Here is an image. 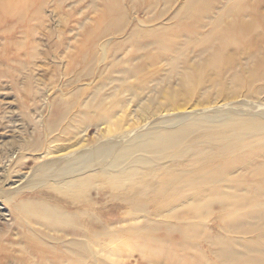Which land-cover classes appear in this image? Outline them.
Instances as JSON below:
<instances>
[{
  "label": "bare ground",
  "instance_id": "1",
  "mask_svg": "<svg viewBox=\"0 0 264 264\" xmlns=\"http://www.w3.org/2000/svg\"><path fill=\"white\" fill-rule=\"evenodd\" d=\"M99 1L100 22L122 31L121 1L92 0L91 6ZM46 2L9 0L5 13L25 22L31 5ZM175 24L165 37L132 33L144 63L123 75L142 74L150 60L206 97L160 117L147 109L154 117L140 128L63 152L0 188V217L8 209L14 226L24 230L16 245L28 259L89 264L90 256H120L127 243L139 241L149 264H264V0H186ZM97 36L95 49L105 33ZM212 89L219 97H208ZM70 112L68 106L61 117ZM88 122L87 113L77 121ZM29 191L41 197L23 200ZM95 194L124 202L101 205ZM41 227L60 234L55 243L46 244Z\"/></svg>",
  "mask_w": 264,
  "mask_h": 264
},
{
  "label": "rangeland",
  "instance_id": "2",
  "mask_svg": "<svg viewBox=\"0 0 264 264\" xmlns=\"http://www.w3.org/2000/svg\"><path fill=\"white\" fill-rule=\"evenodd\" d=\"M8 1L0 0V188L12 187L16 180L63 152L90 147L140 128L145 124L143 120L154 117L146 113L147 109L160 117L169 114L171 108H189L198 104V97H206L197 86L182 87L167 67L153 65L150 60L143 65L142 74L123 75V71L144 63L141 53H135L132 33L155 32L161 37L172 34L167 29H176L177 13L186 0H120L124 24L120 32L100 22L102 1L92 7V0H66L62 6L56 0H47L43 6L29 7L25 22L5 13ZM97 32L95 40L103 33L105 36L98 39L95 49L91 40ZM150 52L159 55L156 48ZM147 73L149 79L144 77ZM207 81L205 86L212 88L211 80ZM190 88L197 90L194 96L189 94ZM94 97L100 99L96 108L89 110ZM170 97H175L172 103ZM208 97L219 96L212 89ZM68 106L71 112L63 119L61 115ZM84 113L88 114V124L77 123ZM37 191L35 195L25 193L23 200L38 199L41 195ZM93 198L101 200V205L117 208L124 202L119 196L95 194ZM3 213L0 264H41L19 250L16 244L21 243L24 230L14 226L8 209ZM40 230L47 238L46 244L55 243L53 238L60 236L43 227ZM125 240L127 237L120 242ZM114 247L116 244L107 249ZM126 247L120 256L107 257L103 252L98 257L90 256L88 263L149 264L147 256L138 252L143 248L141 242L131 241Z\"/></svg>",
  "mask_w": 264,
  "mask_h": 264
}]
</instances>
